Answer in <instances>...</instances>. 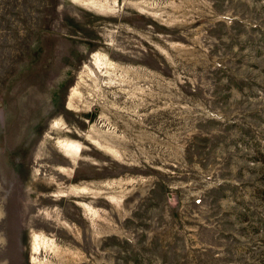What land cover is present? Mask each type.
I'll return each mask as SVG.
<instances>
[{
    "label": "rangeland",
    "instance_id": "obj_1",
    "mask_svg": "<svg viewBox=\"0 0 264 264\" xmlns=\"http://www.w3.org/2000/svg\"><path fill=\"white\" fill-rule=\"evenodd\" d=\"M27 145L30 264H264V0H0L15 176Z\"/></svg>",
    "mask_w": 264,
    "mask_h": 264
},
{
    "label": "flooded vegetation",
    "instance_id": "obj_2",
    "mask_svg": "<svg viewBox=\"0 0 264 264\" xmlns=\"http://www.w3.org/2000/svg\"><path fill=\"white\" fill-rule=\"evenodd\" d=\"M25 149V169L19 174L16 171V176L11 165L3 160L0 151V264H30L33 234L35 231L44 232V221L54 220L50 213L55 210V206H50L49 201L57 200L51 197L55 193L49 192L41 181L34 183L32 164L29 165L30 170L27 168L28 157L33 159V149L31 145ZM7 150L10 151L9 155L15 151L12 147ZM7 159L11 162L15 158ZM60 159L54 155L50 160L51 165L47 167L55 171L58 164H63ZM49 172L43 173V176H50ZM50 189L56 191L55 186Z\"/></svg>",
    "mask_w": 264,
    "mask_h": 264
},
{
    "label": "bare ground",
    "instance_id": "obj_3",
    "mask_svg": "<svg viewBox=\"0 0 264 264\" xmlns=\"http://www.w3.org/2000/svg\"><path fill=\"white\" fill-rule=\"evenodd\" d=\"M69 151L70 152H76V153L79 152L78 148L76 146H74L73 143H67L63 146V152L64 153H66L67 155H69V154L71 155V153H69Z\"/></svg>",
    "mask_w": 264,
    "mask_h": 264
}]
</instances>
